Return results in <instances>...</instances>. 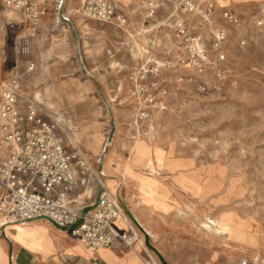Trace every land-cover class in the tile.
<instances>
[{
  "label": "rangeland",
  "instance_id": "1",
  "mask_svg": "<svg viewBox=\"0 0 264 264\" xmlns=\"http://www.w3.org/2000/svg\"><path fill=\"white\" fill-rule=\"evenodd\" d=\"M83 1L64 0L67 21L52 16L34 36L23 27L22 100L92 168L109 161L163 264L264 258V0H209L207 20L200 0L190 14L172 0H113L122 27L83 15ZM180 22L204 43L202 71L181 61Z\"/></svg>",
  "mask_w": 264,
  "mask_h": 264
},
{
  "label": "built area",
  "instance_id": "2",
  "mask_svg": "<svg viewBox=\"0 0 264 264\" xmlns=\"http://www.w3.org/2000/svg\"><path fill=\"white\" fill-rule=\"evenodd\" d=\"M4 6L20 14L30 26L31 36L37 32L47 5L55 3L59 9L63 0H1ZM182 14L196 11L193 0H172ZM202 17L207 20L212 14L209 0H200ZM152 7V3H149ZM83 15L101 23H116L122 27L126 17L121 14L113 0H84ZM63 21H67L62 17ZM230 23L236 22L227 16ZM176 28V38L183 45L185 59L194 70L202 71L207 56L199 35L188 32L182 22ZM222 37H217V41ZM215 47L218 43L214 44ZM185 61V62H184ZM19 76H13L0 85L1 143L7 146L8 156L0 163V213L6 223L25 224L45 221L55 228L68 231L90 252L108 248L121 241L130 247L131 239L120 234L114 221L123 216L121 206L111 197H102L94 207H76L69 201L73 191L83 185V161L76 153H70L55 121L39 116L35 103L25 100V112H20L22 100ZM139 90H143L139 87ZM152 98L151 94H148ZM250 264H264L260 255L252 256Z\"/></svg>",
  "mask_w": 264,
  "mask_h": 264
},
{
  "label": "crops",
  "instance_id": "3",
  "mask_svg": "<svg viewBox=\"0 0 264 264\" xmlns=\"http://www.w3.org/2000/svg\"><path fill=\"white\" fill-rule=\"evenodd\" d=\"M249 2L252 0H241ZM55 3L47 5L48 14L44 15L38 25L43 30L52 16H58L59 23L63 12ZM66 22V21H65ZM69 23V21H68ZM30 26L20 14L8 10L0 0V85L13 76H19L20 95L23 96L21 80V67L17 56V47L22 42L23 27ZM25 102L21 100L20 112H25ZM39 116L43 118L40 114ZM44 119V118H43ZM45 120V119H44ZM4 121L0 118V163L8 156V148L1 143L2 126ZM59 133L63 137L64 146L70 153H76L83 161L82 179L83 185L73 191L69 201L76 207H94L102 197H111L121 206L123 216L128 220L126 226H121V217L117 218L113 225L122 235L131 239L130 247L121 241L113 242L108 248H102L96 252H90L68 231L55 228L45 221H32L25 224L6 223L5 217L0 213V264H163V256L152 244L150 234L144 230L134 229V223L128 219L119 199L116 196L117 182L109 170V161L99 165L96 169L88 163L85 155L77 148L67 144L60 128ZM105 170L102 176L101 171ZM104 183L101 179L105 178ZM111 182L109 188L107 183ZM115 191L112 194L108 189ZM4 192L0 188V198ZM138 221V220H137ZM136 228V227H135Z\"/></svg>",
  "mask_w": 264,
  "mask_h": 264
},
{
  "label": "water",
  "instance_id": "4",
  "mask_svg": "<svg viewBox=\"0 0 264 264\" xmlns=\"http://www.w3.org/2000/svg\"><path fill=\"white\" fill-rule=\"evenodd\" d=\"M112 132H110V134H109V137H108V142H110L111 141V139H112Z\"/></svg>",
  "mask_w": 264,
  "mask_h": 264
}]
</instances>
